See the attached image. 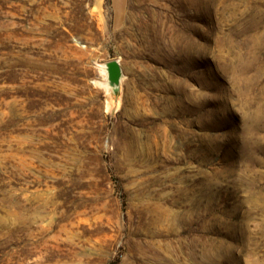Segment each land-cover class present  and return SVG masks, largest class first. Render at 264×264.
<instances>
[{
  "label": "rangeland",
  "instance_id": "374dc122",
  "mask_svg": "<svg viewBox=\"0 0 264 264\" xmlns=\"http://www.w3.org/2000/svg\"><path fill=\"white\" fill-rule=\"evenodd\" d=\"M0 264H264V0H0Z\"/></svg>",
  "mask_w": 264,
  "mask_h": 264
},
{
  "label": "water",
  "instance_id": "95a60500",
  "mask_svg": "<svg viewBox=\"0 0 264 264\" xmlns=\"http://www.w3.org/2000/svg\"><path fill=\"white\" fill-rule=\"evenodd\" d=\"M107 80L111 86H117L121 77V67L117 60L106 63Z\"/></svg>",
  "mask_w": 264,
  "mask_h": 264
}]
</instances>
